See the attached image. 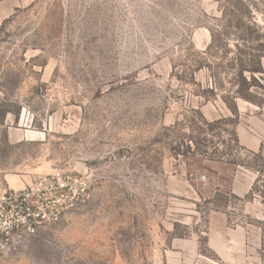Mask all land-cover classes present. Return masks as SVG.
Returning a JSON list of instances; mask_svg holds the SVG:
<instances>
[{"label":"rangeland","instance_id":"rangeland-1","mask_svg":"<svg viewBox=\"0 0 264 264\" xmlns=\"http://www.w3.org/2000/svg\"><path fill=\"white\" fill-rule=\"evenodd\" d=\"M253 121L264 0H0V194L92 183L0 264H264Z\"/></svg>","mask_w":264,"mask_h":264},{"label":"built area","instance_id":"built-area-1","mask_svg":"<svg viewBox=\"0 0 264 264\" xmlns=\"http://www.w3.org/2000/svg\"><path fill=\"white\" fill-rule=\"evenodd\" d=\"M86 174L54 172L0 194V256L17 250L41 228L88 200Z\"/></svg>","mask_w":264,"mask_h":264},{"label":"crops","instance_id":"crops-1","mask_svg":"<svg viewBox=\"0 0 264 264\" xmlns=\"http://www.w3.org/2000/svg\"><path fill=\"white\" fill-rule=\"evenodd\" d=\"M253 124L255 126L258 127L257 130H254L255 132H251L248 133V131H246V129H244L243 127H240L241 130H240V133H239V138L241 140V143H243L245 146H247L248 148H251L252 150H254L255 148H257V146L260 144V141L261 139V136L264 137V126H262L261 123H259V121H253ZM239 241V239H238ZM227 250H229L227 248ZM233 251L234 250H237V249H232ZM221 251V249H220Z\"/></svg>","mask_w":264,"mask_h":264},{"label":"trees","instance_id":"trees-1","mask_svg":"<svg viewBox=\"0 0 264 264\" xmlns=\"http://www.w3.org/2000/svg\"><path fill=\"white\" fill-rule=\"evenodd\" d=\"M253 72H261V70H255V71H253ZM242 76H243V75H242V73L240 72V74H239V78H241L243 81H245V79H243ZM251 81H255L254 77H252ZM244 98H246V97H244ZM262 156H263L262 153L253 154V157H254V158H258V159H260V160L262 159ZM261 172H263V171H261ZM261 197H262V199L264 200V192H261Z\"/></svg>","mask_w":264,"mask_h":264}]
</instances>
